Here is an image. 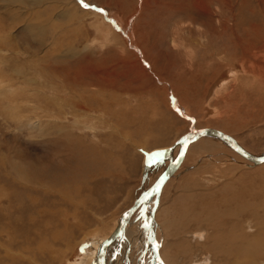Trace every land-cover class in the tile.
I'll list each match as a JSON object with an SVG mask.
<instances>
[{
	"label": "rangeland",
	"instance_id": "374dc122",
	"mask_svg": "<svg viewBox=\"0 0 264 264\" xmlns=\"http://www.w3.org/2000/svg\"><path fill=\"white\" fill-rule=\"evenodd\" d=\"M84 3L0 0V264H94L190 132L216 129L264 156V0ZM160 194L152 227L167 264L181 241L180 264H264V249L212 250L237 222L253 239L256 221L238 208L264 206V164L205 137ZM217 208L220 226L206 220ZM141 212L106 264L152 263ZM174 221L187 230L170 233Z\"/></svg>",
	"mask_w": 264,
	"mask_h": 264
},
{
	"label": "bare ground",
	"instance_id": "6f19581e",
	"mask_svg": "<svg viewBox=\"0 0 264 264\" xmlns=\"http://www.w3.org/2000/svg\"><path fill=\"white\" fill-rule=\"evenodd\" d=\"M187 135V134H186ZM185 135V136H186ZM184 136V137H185ZM183 137V138H184ZM206 137V136H205ZM205 137H201L200 139H198V140H195V142L194 143H197L198 141H200L201 139H203V138H205ZM213 137V136H212ZM183 138H182V140H183ZM215 138H218V137H215ZM219 139V138H218ZM181 140V141H182ZM219 140H221V139H219ZM222 141V140H221ZM223 142V141H222ZM194 143H191V144H189L188 145V147H187V151H188V148L191 146V145H193ZM224 144H226L225 142H223ZM181 143L180 144H178V146L177 147H179V150H180V148H181ZM227 145V144H226ZM228 146V145H227ZM176 147V148H177ZM229 147V146H228ZM176 148H174L173 150H175ZM230 148V147H229ZM231 149V148H230ZM172 150V147L170 148V150H169V152H171V151H173ZM232 150V149H231ZM187 151H186V154H187ZM234 151V150H233ZM235 152V151H234ZM235 153H237V152H235ZM186 154H185V156H184V159H185V157H186ZM238 154V153H237ZM239 155V154H238ZM241 156V155H240ZM252 156H254V155H252ZM242 158H244L243 156H241ZM262 157H264V156H262ZM244 159H246V158H244ZM247 160V159H246ZM249 161V160H248ZM174 162V161H173ZM184 162V161H183ZM251 163H253V162H251ZM183 164V163H182ZM182 164H181V166H182ZM254 164V163H253ZM264 164V163H263ZM263 164H255V165H263ZM181 166H180V168H181ZM179 168V169H180ZM168 169V168H167ZM179 169L178 170H176V171H174L173 173V175L171 176V178L167 181V183L177 174V172L179 171ZM167 183L165 184V185H167ZM165 185H164V187H165ZM164 187H163V189H164ZM161 195V194H160ZM255 197V196H254ZM156 197L154 196V199H155ZM210 203H213V202H210ZM232 204V203H231ZM212 205H214V203L212 204ZM220 205H223V206H226L227 205V207H228V204L225 202L224 203V201L222 200L221 201V203H220ZM159 206H160V203H159ZM159 206H158V208H159ZM251 209L249 208V205H244V204H240L239 205V208H238V210L243 214V213H248L251 217H253V219H254V221H256V228H257V232L255 233V235H254V237H253V239L250 241L249 240V238H245V237H241V236H237V233H238V231H237V228L240 226V234L242 233L243 234V236H245L246 234L244 233V231H243V227L240 225V224H237L236 223V226H234V231L235 232H231L230 231V233H227V232H224L225 233V236H221V237H218V238H213L214 239V241H213V244H212V247L214 248H212V250H217L219 253H222V254H224V257H227V256H232V260H234V257H236L237 258V256H238V252H242L245 248L244 247H246V248H249L248 249V253L247 254H245V257H247L248 259H254V258H256V257H259L260 256V253L262 252V250L264 249V233L262 232V231H260V229L258 230V228H263L264 229V206L263 205H261V204H259V203H257V201L255 202V205H251ZM140 210H142V207H140L139 208ZM217 209H219V211H214L213 212V210H207L206 211V220H208V221H212V223H214V222H218V224H219V222H220V220H219V216L222 214L223 215V211H224V209H222V208H217ZM237 209V208H236ZM248 209H250V212H247V210ZM158 210V209H157ZM139 211V210H138ZM187 211V210H186ZM137 211H135L132 215H128L127 214V212L122 216V218H121V220H120V223H119V225H118V227L116 228V230L120 227V225L123 223V220L125 219V230H124V232L122 233V235L121 236H123L124 234H125V232H126V229H127V227H128V225L130 224V221H131V218L134 216V214L136 213ZM157 212V211H156ZM226 212H228V213H230V214H232L233 216H238V215H240V216H242L241 214H237V212H236V210L235 211H231L230 212V210L229 209H226ZM152 213V212H151ZM179 214V213H178ZM146 216H147V212H146ZM179 216V215H178ZM148 217V216H147ZM155 217H156V214H155ZM200 217V216H199ZM150 218H151V221H152V217H151V214H150ZM189 218V217H188ZM197 218H198V216L197 215H194L193 216V218H192V220H194V221H196L197 220ZM259 219H262L261 221H259ZM223 221V220H222ZM145 222V221H144ZM153 222V221H152ZM152 222L150 223V229H151V231H152V234H154L155 235V240H156V244H157V247H159V257H156V250H155V247H156V244H155V246H153L152 245V247H153V251H154V258L152 259V263L151 264H165L164 263V261H163V259H162V256H161V254H160V244H159V242H158V240H157V237H156V233H155V231H154V229H153V227H152ZM189 223H191L192 221H188ZM234 222V221H233ZM259 222H262V224L260 225L259 224ZM170 223V222H169ZM182 223V222H181ZM221 223V222H220ZM223 223V222H222ZM169 226L167 227V230L170 232V233H172V231L173 230H179V227H176L175 228V226H176V221H174L173 223H170V224H168ZM219 226H220V224H219ZM116 230H115V232H116ZM245 230H246V228H245ZM251 231V230H250ZM115 232L112 234V235H114L115 234ZM177 234H179V231H177L176 232ZM211 233H214L213 231H211ZM252 233V232H251ZM195 234H197L198 235V238L199 239H202V237H203V239L204 240H206V235H207V231L206 232H204L203 233V235L204 236H202V235H200V233L199 232H197V233H195ZM112 235L108 238V239H110L111 237H112ZM121 236H119V237H121ZM196 236V235H195ZM213 236H214V234H213ZM248 236V235H247ZM217 237V236H216ZM118 238V236H115V240L114 241H112L110 244H107V246L108 247H106V245H104L105 244V242L108 240H106V241H104V242H101L100 244H99V248H100V250H99V252H98V255H97V259H96V262L94 263V264H106V255H107V251L109 250V248H110V246L116 241V239ZM197 238V239H198ZM198 239V240H199ZM215 243H218V244H215ZM170 244H172L171 242H170ZM181 244H184V242H178V243H176L175 244V246L177 247H179V245H181ZM225 244V245H224ZM226 246V249L224 250L223 248H224V246ZM106 248H105V247ZM244 246V247H243ZM103 247L105 248L104 250H106L105 252H104V258L102 259L101 258V256H102V254L100 253V252H103ZM98 248V249H99ZM171 248V247H170ZM172 249V248H171ZM178 249V248H177ZM246 251V250H245ZM211 252V251H210ZM169 255H170V253H169ZM239 255H242V254H239ZM91 258V257H90ZM93 258V257H92ZM91 258V259H92ZM239 258H240V256H239ZM243 258V257H242ZM226 260H227V258H226ZM223 262V261H222ZM171 263V262H170ZM201 264H207L206 262L205 263H201ZM249 264H257L256 262H254V260L251 262H249Z\"/></svg>",
	"mask_w": 264,
	"mask_h": 264
},
{
	"label": "water",
	"instance_id": "95a60500",
	"mask_svg": "<svg viewBox=\"0 0 264 264\" xmlns=\"http://www.w3.org/2000/svg\"><path fill=\"white\" fill-rule=\"evenodd\" d=\"M218 137L219 139H221L223 142H225L232 150H234L235 152H237L239 155L243 156L244 158H246L247 160H249L250 162H253L254 164H263L264 163V157H256V156H252L251 154H249L248 152H246L241 146H239L236 141L228 136L227 134H224L223 132H220L216 129H211V128H206V129H202L199 131H193L188 133L182 141H179L178 143H176L173 147L172 150L174 148H176L178 146V144H182L181 148L179 150V153L177 155V157L175 158L174 162L171 163V165L168 167V169L165 171V173L160 177L159 181L148 191L144 192L139 199L137 200V202L135 203V205L133 206V208H131L127 214L128 215H132L135 211L139 210L140 207H142V217H144V221H145V225H147L146 230L148 231L150 240L152 242V245L155 246L156 244V240H155V235L152 234L151 231V227H150V223L151 218L150 216L147 217L146 216V212H148V205L149 202L151 200V198H153L154 196L156 197L155 199V203H154V207L152 209V213H151V217L153 219L154 214L156 213L158 206H159V197H160V193L163 190L164 185L167 183V181L171 178V176L174 174L173 172L178 170L181 166V164L184 161V156L186 154L187 151V147L189 144L194 143L195 140L200 139L201 137ZM125 219L123 220V223L120 225V227L116 230L115 234L112 235V237L110 239H108L104 245L107 246V244H110L112 241L115 240V236H121L122 233L125 230ZM105 247V246H104ZM103 247V252H100L102 254L101 258H104V252L106 250H104L105 248ZM156 250V257H159V247H155ZM154 258V257H153Z\"/></svg>",
	"mask_w": 264,
	"mask_h": 264
},
{
	"label": "crops",
	"instance_id": "0c3cea01",
	"mask_svg": "<svg viewBox=\"0 0 264 264\" xmlns=\"http://www.w3.org/2000/svg\"><path fill=\"white\" fill-rule=\"evenodd\" d=\"M179 228H180V231H179V233H181L182 232V230H183V232L184 231H186L187 230V225L184 223V226H181V225H179ZM168 247L170 248V249H168V252L170 253V255H169V253L167 254V258H168V261L169 262H171V264H180L179 263V257H180V255H182V254H184V252H186L187 250L185 249L186 247H185V244H181L180 245V247H176L175 246V244H170V242H169V244H168ZM167 247V248H168ZM178 248V249H177ZM153 250V249H152ZM170 250V251H169ZM163 255H164V253H163ZM161 256H162V254H161ZM165 256V255H164ZM200 255H197V258L199 257ZM189 258V257H188ZM188 258H185V260H187ZM152 259H153V256H152ZM162 259H163V261H164V258L162 257ZM190 259H188L187 261H189ZM198 261H200V260H198ZM165 262V261H164ZM182 263V262H181ZM165 264H167L166 262H165ZM190 264H194V263H190Z\"/></svg>",
	"mask_w": 264,
	"mask_h": 264
},
{
	"label": "snow or ice",
	"instance_id": "6c2138e0",
	"mask_svg": "<svg viewBox=\"0 0 264 264\" xmlns=\"http://www.w3.org/2000/svg\"><path fill=\"white\" fill-rule=\"evenodd\" d=\"M80 2L85 8L90 7L89 4L84 3V0H80ZM163 157H164V153H162V152L150 153L148 163L150 166L152 164L162 163ZM144 226L147 227V225H144Z\"/></svg>",
	"mask_w": 264,
	"mask_h": 264
}]
</instances>
